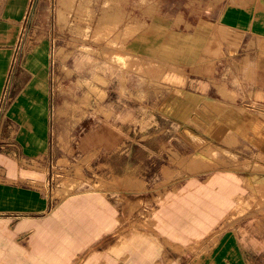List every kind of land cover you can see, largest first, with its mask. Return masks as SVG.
<instances>
[{"label":"crops","instance_id":"crops-1","mask_svg":"<svg viewBox=\"0 0 264 264\" xmlns=\"http://www.w3.org/2000/svg\"><path fill=\"white\" fill-rule=\"evenodd\" d=\"M32 1L0 0V104L12 92L0 109V264H264V174L249 160L151 192L147 218L128 196L166 149L184 160L203 146L192 151L191 139L227 137L224 121L237 139L264 138L254 119L264 126V0H72L61 2L64 30L43 0L30 22ZM28 23L35 41L23 46ZM53 41L70 44L56 88L74 163L108 172L112 189L50 193ZM160 124H180V134L153 130ZM157 137L186 143L154 149Z\"/></svg>","mask_w":264,"mask_h":264},{"label":"rangeland","instance_id":"rangeland-1","mask_svg":"<svg viewBox=\"0 0 264 264\" xmlns=\"http://www.w3.org/2000/svg\"><path fill=\"white\" fill-rule=\"evenodd\" d=\"M72 0H43V8H46L45 5L51 6V17L57 14L59 23L65 24L62 26V29H67V13L64 9H61V2L65 4L67 2L70 4ZM39 0L32 1V15H30V22L34 18L35 8ZM64 8V7H63ZM57 9V11H55ZM56 12V13H55ZM49 15L50 12L47 11ZM79 19L88 16L86 10L78 11ZM26 33V34H25ZM29 23L25 25L24 28V38L21 36L20 43L23 46L26 45L27 40L29 45L34 44V38H28L30 36ZM81 33L80 36H85ZM38 35V32L36 33ZM28 38V39H27ZM38 38V37H37ZM33 41V43H32ZM112 45V44H111ZM114 45V44H113ZM51 83L53 87V108L51 113V145L52 152L55 153V162L57 168L53 172V180L50 185V193H53L57 196H64L78 189L84 187L94 186L99 189H112L114 183L108 180V172L104 170L97 171H84L81 169L80 164H75L76 155H73V124L71 123L70 116L66 115V112H60V93L58 94V86L60 81L59 70L57 69L58 60L62 58L65 62L70 55V44L68 43H51ZM66 72V71H65ZM69 74V71H68ZM94 94L100 100L104 97V92L101 90L94 89ZM256 136L264 134L263 124L257 122V116L254 117ZM198 124H191L192 132L196 133ZM214 123L208 122L207 134H214L210 130H214ZM222 129V135L227 137L225 138H216L207 140H196L191 139V150L198 148L200 144L203 146L197 150L196 153H193L190 157L185 158L184 160L176 158L175 150L168 148L166 151L170 154V157L166 156L164 160H160L159 170L153 171H143L137 172L138 174L143 175L144 181H148V184H145L143 188L138 190H129L127 192L128 196H131L133 202L131 203L130 211L133 212L136 209H140L144 218L149 216L150 211L153 209L152 203H145L148 195L153 192L156 196L154 199H157L162 193L168 190L178 179L184 177L185 175H190L194 173H205L212 171L218 168H227V167H236L241 161L247 162L248 160L254 165L256 173L264 174V138L259 137L255 139H237L235 135L237 134V125L236 123L223 122L220 124ZM195 128L196 131H193ZM164 129H167L168 135L178 136L180 134L181 125L180 124H160L158 128H153V130L160 132ZM197 134V133H196ZM193 135V134H192ZM103 140H98L99 143H102ZM133 141V140H132ZM139 142H147L148 140H135ZM149 143L154 149L162 150L163 147H174L175 149H182L186 143V139L181 138H161L157 137L155 140H149ZM111 145H118V140H111ZM106 158V155L103 150L95 157V166L101 164ZM162 164H168L170 167H167L164 170H161ZM135 173V172H130ZM85 180H88L90 183H86Z\"/></svg>","mask_w":264,"mask_h":264},{"label":"built area","instance_id":"built-area-1","mask_svg":"<svg viewBox=\"0 0 264 264\" xmlns=\"http://www.w3.org/2000/svg\"><path fill=\"white\" fill-rule=\"evenodd\" d=\"M11 99H12V92H11V90H10V95H9L8 91H5L4 96L2 98V101H1V104H0V109L3 110V108H5V106L8 104L9 100H11Z\"/></svg>","mask_w":264,"mask_h":264},{"label":"bare ground","instance_id":"bare-ground-1","mask_svg":"<svg viewBox=\"0 0 264 264\" xmlns=\"http://www.w3.org/2000/svg\"><path fill=\"white\" fill-rule=\"evenodd\" d=\"M15 7V6H14ZM47 45V43L46 42H42L39 46H37L34 50H39V47L40 46H46Z\"/></svg>","mask_w":264,"mask_h":264}]
</instances>
